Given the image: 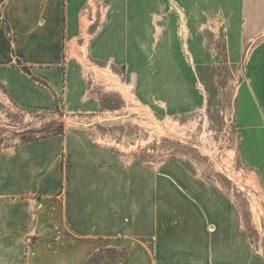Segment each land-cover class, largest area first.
Returning a JSON list of instances; mask_svg holds the SVG:
<instances>
[{"label":"crops","instance_id":"obj_1","mask_svg":"<svg viewBox=\"0 0 264 264\" xmlns=\"http://www.w3.org/2000/svg\"><path fill=\"white\" fill-rule=\"evenodd\" d=\"M86 32L92 67L143 111L194 112L209 99L200 67L240 64L236 141L264 173V0H0V90L21 110L69 117L62 133L0 146V264H89L110 249L127 250L115 264H264L196 168L130 156L82 127L102 110L71 55Z\"/></svg>","mask_w":264,"mask_h":264},{"label":"rangeland","instance_id":"obj_2","mask_svg":"<svg viewBox=\"0 0 264 264\" xmlns=\"http://www.w3.org/2000/svg\"><path fill=\"white\" fill-rule=\"evenodd\" d=\"M86 33V39L80 44L84 48L85 61L89 63V86L93 82L96 85L102 110L80 120L82 127L130 156L159 162L163 166L196 168L200 176L218 185L228 195L252 250L264 261V173L256 174L244 163L234 126L235 89L244 80L241 65L218 59L216 63L201 66L199 79L206 87L209 99L194 112L168 114L149 108L143 111L134 96L124 101L119 89L101 77L102 70L97 68L96 72L92 67L88 59L90 32ZM214 35V32L208 33L207 42L212 53L223 57L225 40ZM164 106L163 103L156 105L158 108ZM68 119L61 110L54 113L21 110L0 90V146L62 133ZM126 253V249L104 250L89 264H115Z\"/></svg>","mask_w":264,"mask_h":264},{"label":"bare ground","instance_id":"obj_3","mask_svg":"<svg viewBox=\"0 0 264 264\" xmlns=\"http://www.w3.org/2000/svg\"><path fill=\"white\" fill-rule=\"evenodd\" d=\"M72 54L77 56L79 60L84 62L87 67L89 66V63L85 61V56L80 53V47H77L75 44L72 45ZM101 77H103L108 83H110L112 87H119L121 90L126 91L120 80L111 71L104 72V70H102Z\"/></svg>","mask_w":264,"mask_h":264},{"label":"trees","instance_id":"obj_4","mask_svg":"<svg viewBox=\"0 0 264 264\" xmlns=\"http://www.w3.org/2000/svg\"><path fill=\"white\" fill-rule=\"evenodd\" d=\"M19 64H21V63H19ZM27 69V68H26Z\"/></svg>","mask_w":264,"mask_h":264}]
</instances>
